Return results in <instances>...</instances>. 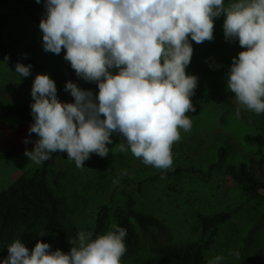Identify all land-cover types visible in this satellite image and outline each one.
Wrapping results in <instances>:
<instances>
[{
    "label": "clouds",
    "instance_id": "obj_1",
    "mask_svg": "<svg viewBox=\"0 0 264 264\" xmlns=\"http://www.w3.org/2000/svg\"><path fill=\"white\" fill-rule=\"evenodd\" d=\"M222 14L225 38L238 39L244 49L233 57L228 75L237 114L241 108L264 113V0H47L39 24L44 50L58 55L66 49L65 60L77 76L98 82L99 94L68 81L65 90L74 103L62 102L54 79L37 74L29 132L39 138L24 155L40 164L50 153L66 152L83 167L92 153L107 157L117 133L126 141L120 152L130 150L145 165L170 169L173 145L181 130L192 127L187 113L195 112L191 98L198 77L186 72L193 55L190 40H213L215 18ZM31 68L18 62L15 72L28 77ZM126 235L118 224L95 238L80 230L67 253L52 251L43 241L30 251L15 239L2 264H122ZM223 259L217 255L208 264Z\"/></svg>",
    "mask_w": 264,
    "mask_h": 264
},
{
    "label": "trees",
    "instance_id": "obj_2",
    "mask_svg": "<svg viewBox=\"0 0 264 264\" xmlns=\"http://www.w3.org/2000/svg\"><path fill=\"white\" fill-rule=\"evenodd\" d=\"M46 2L0 0V83L5 86L28 83L37 74L47 73L56 83L58 98L68 103L74 99L70 90H65L68 81L82 89L89 87L65 60L66 49L58 55L44 50L39 24L46 15ZM25 32L30 38L22 35ZM36 45L42 48L32 50ZM18 62L32 65L28 77L15 72ZM192 97L198 99V104L208 103V107L213 106L212 111L218 110L214 119L218 126H226L229 116L235 112L234 105L228 101L218 105L210 83L205 92H195ZM33 103L34 100L5 98L0 85V140L3 143L8 141H4L6 129L1 127L4 124L13 120L34 123ZM187 116L191 119L189 113ZM206 117L211 118L207 114ZM209 131L205 133L208 140L200 143L186 140L175 143L173 165L168 170L145 165L130 150L120 152V143L126 141L113 133L111 145L114 147H108L111 152L118 151L117 166L108 168L91 158V164L78 172L77 185L82 190L62 192L52 186L50 171L57 152L50 153L48 160L0 190V255H8V245L15 239H21L30 251L41 241L49 243L52 251L62 250L71 239H76L78 226L66 218L68 198L64 193L82 202L81 217L94 238L107 232L112 224H118L127 230V248L143 244L122 264H208L215 256L222 255V252L210 254L212 245L239 218L248 229L239 256L231 259L229 253L222 255L220 264H251L253 246L264 231V126L260 131L243 133L238 138L239 144L233 141V133L229 131H221L217 140L212 139L214 134ZM21 156L13 148L0 150V161ZM124 171L127 174L121 176ZM237 198L246 200L234 205ZM165 220L175 227H171L176 232L171 239L154 238L148 242L140 238L139 233L147 234L151 227ZM41 231L46 234L38 235ZM259 259L258 262L254 259L252 264H264V256Z\"/></svg>",
    "mask_w": 264,
    "mask_h": 264
},
{
    "label": "rangeland",
    "instance_id": "obj_3",
    "mask_svg": "<svg viewBox=\"0 0 264 264\" xmlns=\"http://www.w3.org/2000/svg\"><path fill=\"white\" fill-rule=\"evenodd\" d=\"M230 0H225V4L229 3ZM226 14H222L219 17L215 18L214 24V38L211 41H205L203 43L197 44L195 41H191L193 47V55L191 63L187 66L186 72L188 74H194L198 77V85L195 90L197 93L205 92L207 89L208 83H210L214 89L215 94L218 97V105H224L226 101L232 103L235 109L232 112L233 115L229 116L228 124L226 126H218L215 116L218 115V110L212 111L208 103H197V98L192 97V103L195 106V112H189L192 127L188 132H183L181 130V140L189 141L190 143L196 144L200 143L203 140H208L206 136V131L210 130V134H214L212 139L217 140V135L221 131L226 130L229 133H233V141L239 144L238 138L247 132H256L260 131V128L264 126V113L256 114L252 111H248L244 108H241L239 114H237L238 104L235 99V94L228 89V75L231 68L233 57H237L239 52L244 49L239 45L238 39L228 40L225 38L224 33V20ZM25 38H30V34L25 32L22 34ZM42 48L40 45L31 47L32 50L39 51ZM196 64V67L193 66ZM115 74L118 72V69H111ZM35 80V79H34ZM33 81H28V83L15 82L12 86H5L2 83V95L10 100L16 101H28L33 102V97L31 95ZM86 85L90 90L93 91L94 95L98 96L99 88L98 82L86 81ZM29 93V94H27ZM68 103H74V99H70ZM217 107V103H215ZM207 116L211 117L208 118ZM211 119V120H210ZM6 129L5 134V143L0 140V150L5 148H13L19 151L22 155L19 158H11L0 161V190L9 186L13 181L17 180L24 172L33 171L40 164H36L31 161L25 153V149L31 150L34 148L35 141L39 138L37 134L30 133L29 129L30 124L25 123L21 120H13L8 122L6 125L1 126ZM225 134V133H224ZM29 139L30 142L25 144V140ZM114 147L113 145H108ZM195 146H192V149ZM95 159V162L104 164L108 168L114 169L117 166L118 160V151L111 152L107 157H101L96 153H92L91 157L85 161L83 167H77L74 160H69L67 158L66 152H57L56 156L53 158L50 176L52 181V186L55 187L58 191H70L73 190H82L80 186L77 185L78 172L87 168L92 160ZM76 191H74L75 193ZM68 198L67 207L68 215L67 220L75 223L78 226V232L80 230H86V226L81 217L82 214V202L74 195L64 194ZM236 193H233L235 196ZM239 198H237L238 200ZM246 198H240L234 205H240L242 202H245ZM242 218L237 220V223L233 224L230 228H226L223 231V234L218 238L217 242L212 245L209 253L214 255V253L222 252V255H228L229 258L237 256V253H240L241 244L245 235L247 234V228L242 226ZM238 226L240 228L238 229ZM174 227L172 224L165 220L161 225L156 227H151L150 231L147 234L139 233L140 238L144 241L150 242V240L157 239L159 241H167L171 239V235L175 234V230L171 229ZM175 228V227H174ZM143 246L140 242L133 247L127 248L125 255L122 257V261L134 256L137 250ZM72 244L70 243L67 247L62 249L63 252H70ZM8 256V255H7ZM0 255V264L7 257ZM264 256V231L260 233L258 241L253 246V252L251 256V264L255 259L258 262L259 257ZM259 259V260H258Z\"/></svg>",
    "mask_w": 264,
    "mask_h": 264
}]
</instances>
